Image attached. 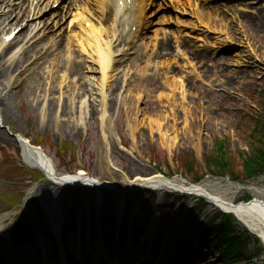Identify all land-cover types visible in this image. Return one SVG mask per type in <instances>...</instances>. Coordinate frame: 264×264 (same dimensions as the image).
I'll list each match as a JSON object with an SVG mask.
<instances>
[{"label":"rangeland","instance_id":"rangeland-1","mask_svg":"<svg viewBox=\"0 0 264 264\" xmlns=\"http://www.w3.org/2000/svg\"><path fill=\"white\" fill-rule=\"evenodd\" d=\"M181 1L166 0L168 5L159 14V17L164 15L167 20H174L173 22L160 23L157 20L164 17L159 18L157 14L149 18L148 31H151L143 34L146 41L150 36L153 37L151 41H159L164 35L160 28L166 30L168 37L171 30H182L179 44L169 37L172 40H168V48L160 46L159 41L157 47L149 45L141 50L144 45L142 44L118 59L120 62L116 67L119 69L108 88L109 98L114 102L109 118L115 134L109 153L106 152L102 140L101 112L92 109L84 126L79 125V99L73 97L79 83L85 85L84 90L89 94L91 87L83 81L87 82L85 78L88 77L85 76L92 73L91 70L88 71L92 63L86 62V56L82 53H77L73 60L79 64L76 68L71 69V65L64 62L66 39L57 48L56 45L52 46V41L56 42L60 37L58 33L53 35L56 31L61 34L69 33L67 28L64 29L68 20L61 28L52 30L54 19L50 15L43 22L49 26V33L34 43L25 54H17L15 61L12 60V67L8 66L10 61L6 62V57L0 59V90L3 89L6 95L0 101V146L6 147L20 165L29 167L27 160L19 156L17 150L21 147L23 149L16 137L21 134L26 135L33 143L42 145L54 161L57 172L85 170L92 177L110 172L119 182H123L126 177L134 179L137 176L173 173L172 178L178 177L190 183L196 181L195 174L188 171V164H180L181 156L189 158L192 154L195 161L198 160L194 162L195 169L204 175L203 172L208 173L205 167L207 155H215L218 140H224L231 157L238 162L234 172L239 171L242 174L241 155L249 153L254 140L252 130L258 114L264 113V0ZM20 2L19 6L25 4L24 1ZM66 3L67 9L72 3L75 7L89 5L88 0ZM159 3L165 4V1L160 0ZM4 5L0 3V7L5 10ZM20 11L21 8L14 16L21 15ZM58 15L60 19L62 14ZM14 16L11 14V17ZM2 22L1 29L4 24ZM13 24L6 28L15 27L16 24ZM28 32H22L23 36ZM201 34L209 35V38L197 40V36L200 38ZM226 37L230 38L234 48L216 43L217 38ZM249 45L255 50L257 58L251 53ZM195 50L197 55H207L208 59L201 60L197 55L193 57ZM239 57H242L241 63H236L235 60ZM145 60L150 61L147 62L148 69L144 64ZM151 65L158 67V76H151ZM138 67L144 69L138 71ZM223 68L227 69L229 76L222 71ZM12 72L17 75L10 76L9 73ZM61 75H65L64 80ZM176 76H183L185 84L182 94L167 86L172 84L171 80ZM120 96L123 97L121 102ZM58 102L62 105L61 110L57 109ZM134 103L136 107H132ZM158 117L161 127L158 130L154 125L151 132L147 121L150 123L152 118ZM134 121L138 124L136 133L132 130ZM141 122L147 126H143ZM164 134L168 137L177 135L173 145L171 140L163 138ZM67 141L71 149L61 155L59 149ZM107 155L111 159V168L106 166ZM1 158L0 156V160ZM203 182L213 192L221 193L227 199L238 202L254 198L264 200V171L250 179L233 178L230 173L223 177L209 173L200 183ZM28 184L26 197L19 210L4 211L5 199L15 189L8 180L1 179L0 176V226H5L14 214L23 213L26 205L32 203L33 214L26 219L30 227L36 229L39 226L45 229L48 226L51 231L50 220L43 217L45 206L48 205H44L35 193L36 187L44 189L41 188L44 183L28 181ZM45 184L48 185L46 182ZM56 195L59 198L58 211L73 233L78 218L81 221L87 218L91 238L100 229L107 239L121 233L122 238L137 240L144 233L148 236L147 243L153 238L152 249L156 251L150 254L154 257L158 253L161 238L171 235L172 238L164 242L168 249L174 244L171 252H174L175 261L183 253L184 264H227L222 244L206 249V243L217 236L211 224L223 211L206 202L201 203L200 199L177 195L172 197L164 192L156 197L144 191H129L122 195L108 190L76 193L73 190L60 189ZM146 195H149L148 200L143 202ZM125 201L127 210L124 216L127 221H117L121 202ZM129 201L133 205H128ZM96 217L101 220L94 221ZM233 219L236 223L234 230H239L233 237H240L246 244L242 247L245 254H242L244 259L240 262L264 264V240L262 239V243L256 233L250 231L236 217ZM199 230L202 232L201 236H196ZM189 239L190 246L186 247L183 241ZM195 239L197 249L196 243H193ZM29 243L32 244V240ZM112 243L113 258L116 253L122 256L124 251L117 250L115 240ZM139 245L145 247L143 241ZM133 252L137 256L144 251L136 248ZM206 254L209 261H192Z\"/></svg>","mask_w":264,"mask_h":264},{"label":"bare ground","instance_id":"bare-ground-1","mask_svg":"<svg viewBox=\"0 0 264 264\" xmlns=\"http://www.w3.org/2000/svg\"><path fill=\"white\" fill-rule=\"evenodd\" d=\"M26 1V0H25ZM30 2V0H27ZM34 0H32L31 2L33 3ZM50 1V0H48ZM57 1V0H55ZM54 1V2H55ZM95 1V0H94ZM136 1H141V4H144L143 8H139V25L138 27H140V29H142L145 25H146V21L144 19V12L146 10V7L150 4H148L151 0H136ZM179 2H182L181 0H178ZM39 2V0H38ZM0 3L5 4L4 7H6V9H1L0 10V18H2L5 27H8L10 25H12L13 23H15V26L18 25H22L20 24V21L22 20V16L17 14L15 15V17H11V14L15 13L18 11L19 8H21V11L23 10L22 6H19V0H0ZM43 2L38 3L37 7H31V3L29 4V6H26V13L31 11L33 9L35 11H40L38 9L41 8ZM254 3V2H253ZM95 6L94 9L96 11L100 10H109V21L113 22L114 25H117L118 19H119V15H116V5L114 3V0H97L95 1ZM19 6L17 8V6ZM166 5H168V3L166 2L165 4L161 5V4H156L154 11H161ZM44 10V9H43ZM42 10V11H43ZM92 10L91 8H85L84 10H82V12L77 11L72 13V19L70 18L69 23L71 24L72 22H74V20L79 19V24L76 26H73L71 31L69 33H65V34H61L59 31L55 32L56 34L58 33V35L60 37L57 39V42H55V44H57V47L60 46L61 41L63 39L65 40V49H66V55L64 58V62H67V64L70 66L71 65V69H74V67L76 68L79 64L73 62L75 56L77 53H82L86 56V62H91L90 64L92 65L91 67H89L88 71H92V73L90 72V75H86L85 78L87 82L83 81V83H85L86 85L90 86L91 88L89 89V94H86V90H84V84L79 83L78 89L76 90L77 92L73 94L74 98H78V104H77V108H78V112L80 113L81 117L79 120V125L81 124V126H84V122H87V118L90 114V111L92 109H98L99 112H101L102 115V122H101V133H102V140L103 143L105 145V150L107 153H109V149L111 148L112 145V141L113 138L115 136L114 134V127L112 126V122H110V110L113 107L114 102H112V99L109 98V84L110 82L113 80L116 72L118 71L117 69H119L118 67H114L113 65V61H115L114 59V54L117 52L116 50H114L112 48V46L115 44H117L116 46L120 45L122 47L125 48H131L138 40L139 42L144 43V48L146 49V47L149 45H152L153 48L157 47V44L159 41L160 42V46L164 47V48H168L167 44L169 43L168 40H175V43H178V39L181 38L183 31L182 30H171L170 31V39L166 33V30L163 28H160L164 35L161 37V39L159 41H151L153 39V37L150 36V38L146 41L144 38V36H138V34H136L137 36L134 38L130 37L128 40L130 41H126L125 38H123L124 36L122 35V31L117 32H113L112 29H110L109 27L104 25V22L101 21V17L95 18L92 15ZM153 13V12H152ZM162 13V12H161ZM160 13V14H161ZM88 15L91 14V16H93L92 18H89ZM35 16V15H33ZM159 17V15H158ZM161 17H164L162 19H158L157 21L160 23H166L168 24L169 22H173L174 20H167L166 16L162 15ZM159 17V18H161ZM9 18V19H8ZM37 18V17H36ZM35 18V19H36ZM123 19H125V16H123ZM121 21V19H120ZM42 22L36 20L34 21V19H32V23H26L23 28L20 30L21 34L22 31H25V29H27V27H31L29 34H25L24 37L22 38V40L20 41L21 45L26 44L28 42H30L31 40H33L34 38L40 39L42 37V32L47 30V28L44 26L46 25L45 23L43 25H41ZM14 25V24H13ZM67 25V24H66ZM110 25V23H109ZM111 26V25H110ZM32 34V35H31ZM204 36V37H203ZM209 38V35H205V34H201L200 38L197 36V40H203L205 38ZM207 38V39H208ZM28 39L27 41H24ZM230 38H217L216 43H220L223 46H226L229 48L232 47L234 48L235 46L232 45L231 40H229ZM133 41V42H132ZM19 43V44H20ZM246 43V42H245ZM122 44V45H121ZM233 44L235 45V42H233ZM6 46V43L2 42L0 40V49H2L3 47ZM20 46V45H19ZM23 46H20V48H16L19 49L17 52H21ZM76 48V49H75ZM152 48V49H153ZM250 51L251 53L257 58L258 55L256 54L255 50L253 48L250 47ZM126 50V49H125ZM144 50V49H141ZM76 51V52H75ZM136 51V50H133ZM138 51V50H137ZM22 53H26L25 50L22 51ZM121 54L123 52H120ZM1 54V53H0ZM193 57H195L198 53H196V50L192 53ZM198 57L201 58V60L208 59V56L201 54V56L197 55ZM214 56H216L214 54ZM1 58V57H0ZM9 58H13L12 56H9ZM114 59V60H113ZM6 61L9 60L8 57L7 59H5ZM242 57H239L236 61V63H241ZM8 62V61H7ZM147 62H150L148 60L144 61V64H146V69L147 68ZM13 62H10L8 64L9 67L13 66ZM170 64V63H168ZM141 66V65H140ZM153 68H149V70L151 71V76H158L160 74V71L158 70V67H156L155 65H151ZM67 68V67H66ZM124 69H126L127 67H123ZM144 68L142 67L141 69L138 67V71L143 70ZM128 71H130L129 68H127ZM121 71V69H120ZM222 71L226 72V75H230L227 74V69L223 68ZM2 72V70L0 69V73ZM127 75V73L125 74ZM162 75V74H161ZM65 76V75H64ZM61 75L62 80L65 79V77ZM64 77V78H63ZM126 81V80H125ZM172 81V84L167 85L169 86V88H172L178 92H180L182 94L183 91V87H184V79L183 76H176ZM80 89V90H79ZM72 91V90H70ZM74 92V91H72ZM4 95L3 97H1L0 101L3 100V98L6 96L3 89L0 90V95ZM126 96V95H125ZM163 97V95H161ZM137 98L138 101L140 100V93L137 94ZM123 97L120 96L119 100L120 102L122 101ZM125 100V99H124ZM96 103V104H95ZM57 106L58 110L60 109V107H62L61 103L58 102ZM132 107H136L135 103ZM61 110V109H60ZM57 118H59V114L57 115ZM134 125H133V132L136 133V130L138 129V124L134 121ZM142 123V122H141ZM147 124L142 123L143 126H147L149 128V130L152 132L153 131V126L155 125L156 128L159 130L161 127V121H159V117L158 118H152L150 120V123L147 121ZM161 132V130H160ZM176 137L177 135H174L173 137H168L167 135L164 134V139L166 140H171L172 145L173 142L176 141ZM19 140H21L24 151H25V155L28 159V161L31 162L32 166H41L43 167L51 176L53 175V177H55L56 175V168H55V164L54 161L52 160V158H50L46 152L42 149L39 148L38 146H34V144L31 142V140L29 138L26 137V135H18ZM108 159V166L109 168H111V159L109 157V155H107L106 157ZM109 171V170H108ZM56 183H54L55 187H59V185H74V184H78V186H92L95 188H100L101 190L103 189H107V187L105 186H111L113 187H118L119 189H121V194L123 195L125 192H129L130 190L133 189H140L142 187L144 188H149V189H155V190H161V191H165V190H171L174 189L176 191H189L193 194L196 195H205L208 197V201L210 203V205L214 206V207H219L225 211H229L232 212L236 215V217H238V219L240 220L241 223H243L246 227H248L252 232L258 234L259 236H261L264 239V200L261 198H254L251 201H245V202H238L237 200L234 199H227L223 196V194L221 193H215L211 190L210 186L206 183H200V184H196V185H191L188 184L186 181H184L183 179H180L178 177L175 178H165L163 175L161 174H152L149 176H137L134 179H130L128 177L125 178V180L123 182H119L117 181L116 177L114 175H112V173L110 172H105L103 175L98 176V177H88L85 172L82 170L79 173H75V174H65L63 179H56L55 180ZM44 187V186H43ZM41 187V188H43ZM52 189V188H51ZM124 191V192H123ZM35 193H37L40 196V200L42 203L48 205L46 206L50 213L51 216L55 219H53L52 221H54V225L56 228V234L57 237L59 239V241L63 244L64 241L66 240V238L62 235V232H64V230H66L65 228L63 229L62 227L60 228V225H62V221L58 220L57 217V212H59V198L58 196H52V198L50 199L51 202L47 201L48 198H46L48 196V193L50 194H54L53 189H42L40 190V187H36L35 188ZM133 194V193H132ZM55 201L52 202V201ZM133 202L129 201V204H132ZM121 207L119 208L120 213L119 216L117 217V221H127L126 216H124L127 206V202H121ZM133 205V204H132ZM57 214V215H56ZM100 221L101 218L100 217H96L94 218V221ZM82 222H87L85 221V218H83ZM80 221V223L78 224L80 226V229L83 230L85 229V227L83 226V223ZM30 225V224H27ZM15 230L22 228L23 226L20 225H16L15 226ZM90 229V228H87ZM117 233V232H116ZM144 234V233H143ZM26 236L24 238H26L28 235L30 239H33V235L30 234H25ZM40 235H42V233H40ZM45 234L42 235V237L44 238ZM3 236H0V238H2ZM22 238V236H20ZM78 235L76 234H72L71 238H77ZM14 236L12 235L10 236H4V240L10 241L11 239H13ZM38 238V235H37ZM46 238V237H45ZM44 238V239H45ZM114 238V239H113ZM113 238H106L104 236V234L102 233V229H100L98 231V234H96V236L92 237L90 236L85 237V240L81 237V238H77V242L79 244H86L88 243L87 247H89L91 245V247H95V256H96V260L98 261L99 264H124L125 260L124 259H128L129 260V264L133 263V259L134 257L131 255L129 256H125L124 254L121 256L119 255V253H116V257L118 260H116L115 258H113V256L111 255V252H113V250H111V248H113V244L112 242L115 240H119L118 242H123L124 239L126 238H122L121 233H118L117 235H114ZM39 241L40 240H44V239H40L38 238ZM97 239H99L98 241H96ZM46 241H48L49 239H45ZM96 241V242H95ZM38 241L34 242V244H30L28 249L27 246V241L22 240L20 242L16 241L14 243L15 248L17 250L18 253H11L10 255V259L15 258V257H21L23 255H28L27 256V260L28 262H31L30 264H37V263H44V264H52L54 258L52 256V254L47 255V253L50 251L51 253H53V244H44L40 247V245H38L39 243H37ZM132 242L135 243H139V239L135 240L132 238ZM102 247V248H101ZM106 248V250L104 248ZM32 248V249H31ZM27 249L29 251H27ZM84 249L86 252L88 250V248H81ZM79 249L78 253L81 254L82 250ZM103 249V250H102ZM118 250H122V247L118 246ZM125 253L126 252H130L131 250L127 248H125ZM43 251V253H42ZM2 252V251H1ZM62 257H63V261L61 264H79L80 262H77L75 260H73V258L70 257V252L68 250H66V247H63L62 251ZM161 257H163V259L166 258L168 251L161 252L160 253ZM41 255L47 256L48 259H44L41 257ZM156 255L158 256L159 253L156 252ZM154 255V256H156ZM145 257H148L145 256ZM165 257V258H164ZM3 258V257H2ZM141 258V257H140ZM120 259V260H119ZM147 259H143V262L141 263V261L135 263V264H150L151 261H147ZM2 263L1 264H5V259H1ZM86 259H83L82 262H85ZM87 261H90L87 259ZM163 263L162 264H170V262L166 263L165 260H162ZM207 262L209 261V256L208 257H204L203 261L201 262ZM119 262V263H118ZM154 264H158V263H154Z\"/></svg>","mask_w":264,"mask_h":264},{"label":"trees","instance_id":"trees-1","mask_svg":"<svg viewBox=\"0 0 264 264\" xmlns=\"http://www.w3.org/2000/svg\"><path fill=\"white\" fill-rule=\"evenodd\" d=\"M264 104V100L262 101ZM251 135L254 137L253 142L251 143V148L248 154L241 155L243 163V171L242 174L237 171L234 172L235 167L238 162L236 159L231 157L232 155L227 150L225 146L224 140H218L217 147L215 149V155H207L205 159L206 166L211 173L216 175H230L233 178L240 179H250L251 177L262 173L264 171V113L258 114V119L256 121V125L252 130ZM64 150L71 149L69 142L64 143ZM73 146V145H72ZM75 150L76 147H73ZM191 159V160H190ZM180 164H188V171L192 172L195 175H200V171L195 169L194 162L196 163L192 154H190L189 158H184L183 155L179 159ZM20 170L14 168L12 174L17 176ZM199 177H196L198 179ZM234 231V224L231 217H227L226 223L222 228L223 241L225 243V259L227 262H240L244 259L242 256L243 250L242 247H245V242L241 240V238L231 237V234Z\"/></svg>","mask_w":264,"mask_h":264}]
</instances>
